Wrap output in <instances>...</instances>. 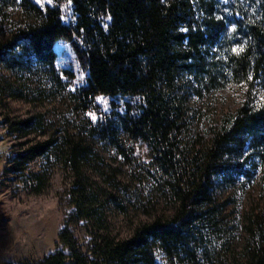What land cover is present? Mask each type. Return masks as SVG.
Segmentation results:
<instances>
[{
  "label": "trees",
  "instance_id": "trees-1",
  "mask_svg": "<svg viewBox=\"0 0 264 264\" xmlns=\"http://www.w3.org/2000/svg\"><path fill=\"white\" fill-rule=\"evenodd\" d=\"M51 2L0 0V73L16 78L0 74V86L16 99H62L84 118L74 134L66 129L20 149L7 170L52 155L79 170L96 159L95 141L132 163L135 146L144 144L156 182L176 205L130 236L105 235L83 252L71 225L93 208L79 190L60 246L39 262L6 264H227L213 239L221 228L217 189L264 169V100L255 101L264 90V0ZM59 41L71 44L88 74L76 88L74 73L57 66ZM237 83L247 87V99L206 140L193 141L190 96ZM100 94L131 101L123 112L94 121L89 112L98 109ZM19 124L28 129L41 121L29 117ZM250 236L245 264H264V220Z\"/></svg>",
  "mask_w": 264,
  "mask_h": 264
},
{
  "label": "rangeland",
  "instance_id": "rangeland-1",
  "mask_svg": "<svg viewBox=\"0 0 264 264\" xmlns=\"http://www.w3.org/2000/svg\"><path fill=\"white\" fill-rule=\"evenodd\" d=\"M55 47L59 69L74 73L70 79L72 88L82 85L88 74L79 64L71 44L59 41ZM0 74L16 81L6 71ZM41 97L16 99L0 86V264L39 262L58 248L59 232L75 209L72 203L79 190L84 191L93 208L90 216L71 225L83 252L105 235L125 238L141 223L174 212L176 203L165 197L156 182L150 165L151 153L144 144L135 146L132 163L114 147L95 141L92 149L96 159L81 164L79 170L52 155L37 157L18 166L15 172L8 171L13 165L10 157L20 149L31 142L62 136L66 129L74 134L76 124L84 118V114L72 112L62 99L50 95ZM247 97L248 90L243 83L191 95L189 103L195 112L193 141L206 140L212 127L236 112ZM263 100L264 90L257 93L255 101ZM129 101L128 96L100 94L97 96L99 107L90 111L89 116L96 121L113 110L123 112ZM29 117L39 119L41 125L23 129L19 123ZM216 201L220 204L218 225L221 227L213 236L217 249L225 255L227 264L236 260L245 264L246 248L253 245L251 229H256L258 221L264 220V169L256 167L250 170V175L241 176L236 184L219 187Z\"/></svg>",
  "mask_w": 264,
  "mask_h": 264
},
{
  "label": "snow or ice",
  "instance_id": "snow-or-ice-1",
  "mask_svg": "<svg viewBox=\"0 0 264 264\" xmlns=\"http://www.w3.org/2000/svg\"><path fill=\"white\" fill-rule=\"evenodd\" d=\"M108 19L110 20V19H111V17H108ZM105 27H107V25H105Z\"/></svg>",
  "mask_w": 264,
  "mask_h": 264
}]
</instances>
